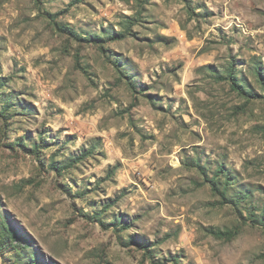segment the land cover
<instances>
[{"label":"rangeland","instance_id":"obj_1","mask_svg":"<svg viewBox=\"0 0 264 264\" xmlns=\"http://www.w3.org/2000/svg\"><path fill=\"white\" fill-rule=\"evenodd\" d=\"M0 264H264V0H0Z\"/></svg>","mask_w":264,"mask_h":264},{"label":"trees","instance_id":"obj_2","mask_svg":"<svg viewBox=\"0 0 264 264\" xmlns=\"http://www.w3.org/2000/svg\"><path fill=\"white\" fill-rule=\"evenodd\" d=\"M216 235H218L219 237H226V238H230V232H216Z\"/></svg>","mask_w":264,"mask_h":264}]
</instances>
